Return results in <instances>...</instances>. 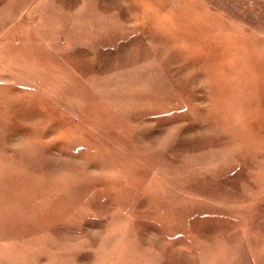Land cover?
I'll list each match as a JSON object with an SVG mask.
<instances>
[{
  "label": "rangeland",
  "instance_id": "1",
  "mask_svg": "<svg viewBox=\"0 0 264 264\" xmlns=\"http://www.w3.org/2000/svg\"><path fill=\"white\" fill-rule=\"evenodd\" d=\"M0 264H264V0H0Z\"/></svg>",
  "mask_w": 264,
  "mask_h": 264
}]
</instances>
